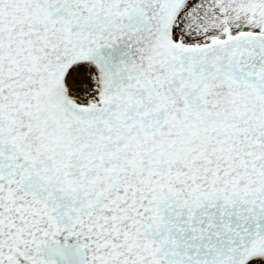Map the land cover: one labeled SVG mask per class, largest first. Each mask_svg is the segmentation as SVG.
<instances>
[{
  "label": "snow or ice",
  "instance_id": "obj_1",
  "mask_svg": "<svg viewBox=\"0 0 264 264\" xmlns=\"http://www.w3.org/2000/svg\"><path fill=\"white\" fill-rule=\"evenodd\" d=\"M0 264H264V0H0Z\"/></svg>",
  "mask_w": 264,
  "mask_h": 264
}]
</instances>
